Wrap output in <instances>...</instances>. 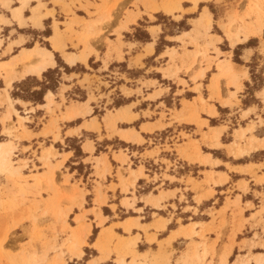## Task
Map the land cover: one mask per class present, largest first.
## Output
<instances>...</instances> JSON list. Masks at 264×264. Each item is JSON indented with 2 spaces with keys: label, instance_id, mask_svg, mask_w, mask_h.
<instances>
[{
  "label": "rangeland",
  "instance_id": "rangeland-1",
  "mask_svg": "<svg viewBox=\"0 0 264 264\" xmlns=\"http://www.w3.org/2000/svg\"><path fill=\"white\" fill-rule=\"evenodd\" d=\"M191 5L0 0V133L19 149L0 163V264H61L73 212L113 264H264L260 44L219 58ZM54 37L58 67L27 71Z\"/></svg>",
  "mask_w": 264,
  "mask_h": 264
},
{
  "label": "snow or ice",
  "instance_id": "snow-or-ice-1",
  "mask_svg": "<svg viewBox=\"0 0 264 264\" xmlns=\"http://www.w3.org/2000/svg\"><path fill=\"white\" fill-rule=\"evenodd\" d=\"M4 6L8 7V5ZM38 7H43V5H38ZM191 7L196 10V15L201 22L202 34L212 37L208 46L219 58L227 60L228 57L227 54L219 51L217 45L231 49L235 48L237 44L243 43L244 40L251 39L253 44H255L257 40L259 41V52L261 54V60L264 61V4H262L259 21L254 18L252 14L253 5L249 3L248 0H213L212 3L207 2V0L203 3H201V0H192ZM48 15L51 16V12H49ZM32 24L33 26L39 27L40 18L33 17ZM21 27H23V22H21ZM96 34L99 35L98 30ZM50 48L51 51L44 63H48L51 67L56 68L58 67L56 61L61 59L59 55L61 47L58 46L55 37L53 38V43L50 45ZM256 51L255 48L250 49V51L246 53L245 58L252 56L254 59V53ZM65 63L71 64L72 61L66 60ZM232 71L238 83L240 81H248V74L243 68L233 67ZM261 71H264V65H262ZM259 95L264 97V87H262ZM25 99L28 98L26 97ZM31 110L35 111L34 108ZM8 127H11V122H9L4 131L0 133V141H7L8 137L11 135L8 131ZM0 147H2V145H0ZM14 151L19 153V149H14ZM28 151L27 148L24 149L25 154H27ZM71 155V153L68 154V156ZM12 162L16 163L15 160ZM36 162L42 164L39 157H37ZM22 167H27V165H22ZM6 177L7 173L0 176V179ZM75 198L76 196L74 195L73 199ZM73 207H75V205H73ZM73 218L76 223L71 229L72 239L66 246L67 250L64 253V259L61 264H113L116 253L112 252L108 254V252L105 251L101 239L94 233L89 232L87 223L82 222L81 215H77L76 212H73ZM88 249L95 250L92 258H89L87 255ZM115 264H121V262L116 260ZM125 264H127V262H125Z\"/></svg>",
  "mask_w": 264,
  "mask_h": 264
},
{
  "label": "bare ground",
  "instance_id": "bare-ground-1",
  "mask_svg": "<svg viewBox=\"0 0 264 264\" xmlns=\"http://www.w3.org/2000/svg\"><path fill=\"white\" fill-rule=\"evenodd\" d=\"M49 50L42 49V48H36L34 50H30L29 53L25 56L24 55V63L28 65L27 71H31L33 73L42 74V72L45 70L48 63H44V61L47 59ZM72 63H75L74 59H71ZM5 69L7 71V86L10 87L13 80H14V69L11 63H5ZM7 99L10 104V108L12 111L16 112L17 110L13 107V104L11 102V98L8 95L7 92ZM0 162L2 163H8L10 160V156L14 152V146L11 141H2L0 142Z\"/></svg>",
  "mask_w": 264,
  "mask_h": 264
},
{
  "label": "trees",
  "instance_id": "trees-1",
  "mask_svg": "<svg viewBox=\"0 0 264 264\" xmlns=\"http://www.w3.org/2000/svg\"><path fill=\"white\" fill-rule=\"evenodd\" d=\"M35 94H38L37 92H35Z\"/></svg>",
  "mask_w": 264,
  "mask_h": 264
},
{
  "label": "crops",
  "instance_id": "crops-1",
  "mask_svg": "<svg viewBox=\"0 0 264 264\" xmlns=\"http://www.w3.org/2000/svg\"><path fill=\"white\" fill-rule=\"evenodd\" d=\"M63 172V171H62ZM64 173V172H63Z\"/></svg>",
  "mask_w": 264,
  "mask_h": 264
}]
</instances>
